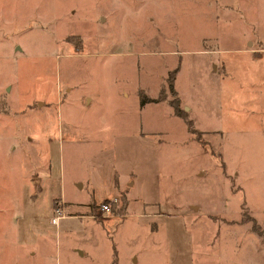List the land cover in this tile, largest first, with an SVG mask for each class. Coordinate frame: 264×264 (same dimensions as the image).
Wrapping results in <instances>:
<instances>
[{"label":"rangeland","instance_id":"374dc122","mask_svg":"<svg viewBox=\"0 0 264 264\" xmlns=\"http://www.w3.org/2000/svg\"><path fill=\"white\" fill-rule=\"evenodd\" d=\"M245 211L264 0H0V264H264Z\"/></svg>","mask_w":264,"mask_h":264},{"label":"trees","instance_id":"16d2710c","mask_svg":"<svg viewBox=\"0 0 264 264\" xmlns=\"http://www.w3.org/2000/svg\"><path fill=\"white\" fill-rule=\"evenodd\" d=\"M175 70H172V72H169V74L167 76L168 86L170 87L171 91L173 90V87H171V86H172L173 74L176 72ZM161 99H163V98H161ZM158 100H160V98H153V97L148 98V97H145L144 95H139V97H138V103H140L141 106L144 105L146 102H150V101L154 102V101H158ZM169 102L173 107V111H174L175 115L185 118L186 123L188 125H191V120L186 118L184 112L183 111L180 112V110L178 109V105H177L178 102H176V100H170ZM190 132H194L193 128H191V127H190ZM245 220H249L251 222V228L256 233H258L259 235H264L263 230L260 229V227L256 224V222L252 218H250L247 214L244 215L241 222L245 221Z\"/></svg>","mask_w":264,"mask_h":264},{"label":"crops","instance_id":"0c3cea01","mask_svg":"<svg viewBox=\"0 0 264 264\" xmlns=\"http://www.w3.org/2000/svg\"><path fill=\"white\" fill-rule=\"evenodd\" d=\"M186 107V106H185ZM187 108V107H186ZM185 109V108H184ZM186 124V123H185ZM117 184H116V182H115V186H116ZM117 187H118V185H117ZM112 197H115V196H112ZM108 198H111V197H108ZM107 199V198H106ZM65 200V199H64ZM117 202V201H116ZM116 202L115 203H113V204H116ZM195 208V207H194ZM141 209L143 210V212L146 214V215H153V214H155V215H162V214H164L165 212H162L158 207H157V205H155L154 203L153 204H149V203H143L142 204V207H141ZM196 209V208H195ZM247 209V208H246ZM126 210H124V212H125ZM118 213H122V212H118ZM167 214V213H166ZM245 214H247L250 218H252L254 221H255V219L253 218V216H251L247 211H245V212H243V214L242 215H245ZM167 215H169V214H167ZM244 217V216H243ZM62 219V218H61ZM242 222H245V221H242ZM250 222V221H249ZM256 222V224L260 227V229H262V230H264V228L262 227V226H260L258 223H257V221H255ZM239 223H241V222H239ZM250 228H251V222H250ZM251 231H253V232H255L252 228H251ZM256 233V232H255ZM259 237H264V235H259L258 233H256ZM114 252H115V250H114ZM114 255V254H113ZM116 264L117 263V257H116V255H114L113 256V258H112V264Z\"/></svg>","mask_w":264,"mask_h":264},{"label":"built area","instance_id":"2783aa9c","mask_svg":"<svg viewBox=\"0 0 264 264\" xmlns=\"http://www.w3.org/2000/svg\"><path fill=\"white\" fill-rule=\"evenodd\" d=\"M116 201L117 199L115 197L107 198L105 201L99 203V210L103 213L110 212L111 205ZM51 212L52 214L49 218L51 224H57L58 221L64 216V212L59 205L54 207Z\"/></svg>","mask_w":264,"mask_h":264},{"label":"water","instance_id":"95a60500","mask_svg":"<svg viewBox=\"0 0 264 264\" xmlns=\"http://www.w3.org/2000/svg\"><path fill=\"white\" fill-rule=\"evenodd\" d=\"M184 108H186V107H184Z\"/></svg>","mask_w":264,"mask_h":264}]
</instances>
